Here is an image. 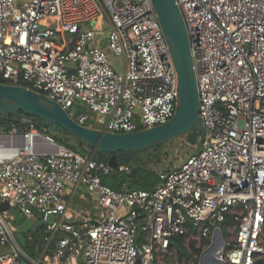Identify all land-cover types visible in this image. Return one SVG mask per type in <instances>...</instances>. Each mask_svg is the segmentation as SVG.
<instances>
[{
    "label": "built area",
    "instance_id": "obj_1",
    "mask_svg": "<svg viewBox=\"0 0 264 264\" xmlns=\"http://www.w3.org/2000/svg\"><path fill=\"white\" fill-rule=\"evenodd\" d=\"M176 1L206 129L200 147L160 170L154 188L116 190L102 175L129 166L73 150L33 118L23 117L22 130L0 123V204L9 206L0 210V264H179L173 237L191 233L207 248L228 215L236 238L224 239L222 264H259L264 0ZM110 53L123 57L122 70ZM0 83L44 94L78 124L113 133L162 125L178 107V71L152 0H0ZM34 208L45 221L55 216L43 225L40 257L21 247L10 222L13 209L28 217Z\"/></svg>",
    "mask_w": 264,
    "mask_h": 264
},
{
    "label": "water",
    "instance_id": "obj_2",
    "mask_svg": "<svg viewBox=\"0 0 264 264\" xmlns=\"http://www.w3.org/2000/svg\"><path fill=\"white\" fill-rule=\"evenodd\" d=\"M152 3L178 71V107L168 122L137 132L101 131L78 124L59 103L44 94L24 86L3 83H0V115L22 110L33 117L39 127L70 134L99 152L111 154L108 163L113 169L129 165L137 152H152L178 136L186 135L187 142L199 148L206 129L199 115L201 102L186 23L176 0H152ZM95 27L99 31L102 29L101 18H98ZM4 125L8 130L14 127L22 130L15 124ZM8 207L7 202L0 204V210ZM33 212L37 226L55 220L54 214H49L45 221L41 211L34 208ZM224 243L222 230L217 227L210 245L201 252L199 264H222L218 256Z\"/></svg>",
    "mask_w": 264,
    "mask_h": 264
},
{
    "label": "rangeland",
    "instance_id": "obj_3",
    "mask_svg": "<svg viewBox=\"0 0 264 264\" xmlns=\"http://www.w3.org/2000/svg\"><path fill=\"white\" fill-rule=\"evenodd\" d=\"M106 39L102 38L101 43L103 46L106 45ZM110 58L113 61V63L117 66L119 70L123 69V57L122 56H116L110 53ZM2 116V115H0ZM99 114H93V119L91 120V123L94 126L100 127L101 124L99 121ZM23 119V117H22ZM8 119L5 116L0 117V122L7 121ZM45 131L46 133L51 134L54 136V133H60L58 131H54L52 129H49L46 131V129L40 127ZM62 133V132H61ZM67 141L70 144H73L77 147V150L79 152L88 155L89 153H93V150L89 149L86 145H80L75 139L71 137H67ZM197 149L196 145H192L187 142V136H178L174 138L173 140L167 142L166 144L160 146L157 150H153L150 152L149 150L146 151H139L135 154L137 156V159L134 163L137 164H144L149 168L156 169L158 171L160 170H166V169H173L175 167H178L180 163L193 151ZM134 156V157H135ZM129 166V165H127ZM130 167V166H129ZM131 168V167H130ZM124 171H119L118 168L114 171V175L118 178H122L125 176ZM126 180L124 183H128V178H125ZM80 192L86 191L85 188L81 187L79 189ZM82 199H78L76 204L77 206H83ZM85 204V203H84ZM13 218L10 220L11 224L15 227V233L17 240L22 248H24L25 242L29 240L32 237V234L34 233L37 223V219L35 216H28L21 214L17 209L12 210ZM223 226V225H222ZM233 228V226H230ZM45 232V228H44ZM224 233V239L229 241H234L236 236L235 232H231L227 229H223ZM48 235L46 234V242L43 246V249L45 248L46 244L48 243ZM263 240H264V233H263ZM192 241H195V248H201L202 251L205 250L204 248V241H200L197 238H195L191 233L186 236L185 239V245L187 246L189 253L191 254L189 258H180V251L177 247H173V252L175 253L176 261H178L179 264H199L200 255L194 250V247H191ZM2 247H0L1 251ZM39 251L36 257H40L42 255V251ZM25 250V249H24ZM49 252V250H48ZM259 264H264V256L261 258Z\"/></svg>",
    "mask_w": 264,
    "mask_h": 264
},
{
    "label": "trees",
    "instance_id": "obj_4",
    "mask_svg": "<svg viewBox=\"0 0 264 264\" xmlns=\"http://www.w3.org/2000/svg\"><path fill=\"white\" fill-rule=\"evenodd\" d=\"M5 116L8 120L0 122L1 124H16L21 126L22 117L33 118L31 116H27L22 110L13 113V114H6L2 115ZM0 116V117H2ZM47 129L46 131H48ZM54 137L61 143L65 144L66 146L72 148L73 150H77V147L73 144L68 143L67 137H71L75 139L80 145H86L89 149L93 150V156L96 160H103L108 161L111 154L106 152H99L96 148L89 147L86 143L82 142L81 140L71 136L67 133H54ZM82 152V151H81ZM137 159L135 156L129 163L131 167V172L129 174L125 173V176L122 178H117L114 175V172L110 175H102L103 183L113 187L116 190H123V184L128 178V187L129 188H140V189H152L154 188L159 182V171L153 168H149L144 164H137L134 163ZM235 225L234 217L228 215L226 221L223 223L222 229L227 231V228L230 226ZM44 226L36 227L32 237L27 240L24 244V249L31 255L35 256L39 251L43 249V246L46 242V233L44 232ZM187 234L184 235H176L172 239V248L177 247L179 249L180 258H189L190 253L187 246L184 244ZM55 245V241L51 243L50 248H53ZM191 247H194V250L201 254V248H195V241H192Z\"/></svg>",
    "mask_w": 264,
    "mask_h": 264
},
{
    "label": "crops",
    "instance_id": "obj_5",
    "mask_svg": "<svg viewBox=\"0 0 264 264\" xmlns=\"http://www.w3.org/2000/svg\"><path fill=\"white\" fill-rule=\"evenodd\" d=\"M84 205L89 208V209H92L93 207L91 206V203L89 201H84ZM3 248L1 249L0 253L2 252Z\"/></svg>",
    "mask_w": 264,
    "mask_h": 264
}]
</instances>
